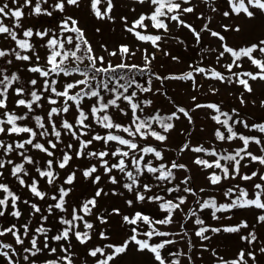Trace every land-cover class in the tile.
<instances>
[{
	"label": "snow or ice",
	"instance_id": "1",
	"mask_svg": "<svg viewBox=\"0 0 264 264\" xmlns=\"http://www.w3.org/2000/svg\"><path fill=\"white\" fill-rule=\"evenodd\" d=\"M101 2L102 0H90L91 14L97 20L114 22L113 11L117 4L114 0H105L106 7L101 11ZM131 2L147 6L150 10L141 12L130 26L127 16H121L124 31L137 41L150 44L155 51L150 53L148 48L133 49L127 43L109 50L101 44L100 48L108 57L119 58V62L113 65L111 60L106 61L104 55L96 54L81 22L73 15L66 14L69 7L80 9L82 0H0V37L6 43L11 42L7 47H0V61L3 62L0 63V137H4L0 138V178L7 180L5 171H8L20 188L30 193L31 198L44 202V207H41L31 198H22L23 193L17 194L8 183L0 182V193H3L0 197V218L6 220L7 216H11L16 221L7 226L0 223V237L10 234L14 241L6 243L0 239V257L4 258L6 264H21V261L23 264H41L42 258V264H74L75 253L72 249L75 241L84 247V264H88V257L93 258L95 264H115L118 258L131 251L130 246L137 253L150 255L152 264H182L181 257L186 258L187 264H194L192 250L196 245L191 231L185 228V224L192 221L197 226L194 235L201 242V251H209L208 245L204 243L212 240L209 233L240 234L242 229L246 231L247 234H241L240 239L248 245V249L241 248L235 258L225 259L215 248L211 249L217 264H249V261L251 264H258V255H264V240L258 237L256 227L264 226V173L257 169L247 174L242 172V168H247L250 164L264 166V117L261 122L250 123V118L242 117L236 108L229 112L223 110L219 103H196V96L191 98L194 104L191 109L176 105L169 115H161L159 110L145 115V109L151 107L153 101L141 99L138 93L155 94L154 79L160 81L161 85L164 81L173 80L191 81L194 89L202 87L198 85L196 74H203L205 79L242 86L243 91L238 101L240 105H245L244 93H254L251 82H264V58H258L264 57V39L248 46H230L225 35L209 26L212 17L207 13L197 15V19L208 21L197 30V27L188 22V14L197 12L193 0ZM203 2L209 3V0ZM227 3L230 10L222 12L224 17L233 14L239 17L243 14L251 20L257 17V11L264 14V0H227ZM214 4L215 0H212L209 7L215 13L219 10ZM25 9H28L27 13ZM130 11L135 13L136 8L132 7ZM54 13L57 14L55 17ZM26 15L53 18L58 23L55 27L43 29L25 28L23 20ZM5 20L11 21V24L5 23ZM150 28L158 34L149 32ZM173 28L177 31L187 29L197 44L201 43L202 33L205 32L218 39L222 50L204 48L202 51L215 54L217 64L227 54L230 62L221 65L227 75L215 67L191 64L190 70L181 74L161 76L154 72L152 62L156 59L155 52L163 51L165 56L170 55L161 47L162 42L173 39L178 44H184V40L171 35ZM223 30L237 33L241 31L239 26L228 25H224ZM95 31L99 33L100 28L97 27ZM36 41L42 43L38 45ZM40 49H46L43 64ZM137 52H141L142 64L130 62ZM171 59L179 61L177 56H171ZM14 61L21 62L27 73L35 74L38 78H22L21 66L14 64ZM244 61L250 62L258 71L241 70ZM12 68L16 70L12 71ZM137 76L147 77L145 83H140ZM130 89L134 90L130 92ZM218 91L214 86H209L212 94ZM155 92H160V89L157 88ZM10 94L17 97L16 108L26 111L17 114L10 108ZM45 102L49 105L46 116L36 114L37 109L44 108ZM121 103H126L131 116ZM252 103L255 104V101ZM260 107L264 108V100L260 101ZM73 109L76 115L74 121H70L66 114ZM198 109L211 110L209 118L219 126L214 130L215 141L221 144L239 141L240 146L231 151L227 148L217 150L214 143L210 147L203 144L191 146L188 141L179 151H191L212 158L205 159L197 155L193 160L202 170H212L207 175L212 186L237 178L243 182H253L249 185L252 189L251 196L248 187L235 183L223 193L229 202L218 203L214 196L204 198L199 195L206 191L205 188H200L199 193L193 189L191 175H185L178 183H173L177 180L174 170L189 173L187 165L178 163L175 159L170 163L165 162L164 153L167 149L146 143L151 137L164 145L169 140L168 134L175 128L174 121L183 117L191 124V113ZM120 116L128 118L129 122L124 123ZM29 120L35 122L34 127L29 126ZM97 128L102 131H97ZM242 129L248 130L250 134H245ZM7 137H13L11 142ZM66 137H70L67 143ZM94 142L100 143L101 149L93 150ZM253 144L257 146L259 155L249 150V146ZM30 152L42 153L47 159L41 165V160L29 154ZM57 152H60L59 156ZM146 157L151 158L145 159ZM74 158L89 161V165L82 169H72L71 162ZM16 159L20 162L17 163ZM93 160L96 163H91ZM26 165L34 169L39 179L31 175ZM57 169H69L61 183H57L61 179ZM100 169H103V175L108 177L109 183L133 194L132 198L125 199L130 209L136 204L155 205L157 214L162 215V218H155L143 210H135L131 215L122 214L117 207H113L111 211L105 209L106 214H97L100 211L99 198L109 195L108 191L99 186L102 180V176L98 174ZM78 171L97 187L94 195L83 200L77 207L70 203V196ZM40 180H45L52 188L51 194L43 190ZM256 180L259 182H254ZM153 189H158L159 192H154ZM160 192L165 195L159 194ZM111 195L123 196L124 193L112 189ZM189 195L193 197L192 206L185 210L183 206L188 204ZM21 204L31 209L29 218L23 223H19L23 216ZM69 208L70 217L67 215ZM206 209L211 210V219L216 221L222 219L217 213H231L238 209H258L260 214L256 216V223L251 226V230L247 221L214 227L201 218L200 213ZM178 213L183 215L180 230H162V227L178 222ZM37 215L39 221L33 225V218ZM114 215L121 218L122 227L129 226L130 234L122 243L106 242L112 238L107 226L109 218ZM53 216L56 231L50 235L53 227L48 226L49 217ZM93 217L99 225L91 222ZM223 218L231 220L232 216ZM99 226L104 227L97 231ZM142 226H147L146 230ZM97 237L106 243L102 246L96 244ZM182 240L186 241L187 251L182 248L175 251L170 249L169 246L175 247Z\"/></svg>",
	"mask_w": 264,
	"mask_h": 264
},
{
	"label": "rangeland",
	"instance_id": "2",
	"mask_svg": "<svg viewBox=\"0 0 264 264\" xmlns=\"http://www.w3.org/2000/svg\"><path fill=\"white\" fill-rule=\"evenodd\" d=\"M10 2V0H9ZM51 2V0H50ZM114 3L117 4V8L114 9L113 15L115 16L114 22H110L107 20L101 21L97 20L90 12V0H82V6L80 9H75L69 7L66 14L73 15L81 22V26L85 29L86 35L92 43L95 52L97 55H104L106 61L111 60L113 65L119 62L118 57H108L107 53L103 52L100 48L101 44H104L108 47L109 50H115L119 44L127 43L133 49L140 48L143 50L144 48H148V51L151 53L155 51L150 44L139 42L137 41L131 34L124 31L122 21L120 20L121 16H127L129 26L131 25L132 20L138 18V15L141 12H148L150 9L147 6H141L138 4H133L131 0H114ZM212 3V0H209V3H204L203 0H193V4L197 6L196 14H188V22L192 23L194 27H197L199 30L200 27L203 26L204 23L208 22L204 19H197V15L200 13H207L208 16L212 17V20L209 26L212 30L220 31L226 37V41L229 43L230 46H248L253 43H257L259 40L264 39V14H260L257 11V17L255 19H248L243 14L239 17L235 16L234 14L230 17H224L222 15L223 11L230 10L227 0H215V4L213 6L218 8V12H212L209 4ZM101 11L104 10L106 7L105 0H102L101 4L99 5ZM135 7L136 12L133 13L130 11V8ZM25 12H28V9H25ZM57 14L54 13V17ZM5 23L11 24V21L5 20ZM58 23L57 20L48 17H35V16H27L23 20V25L25 28L27 27H34V28H46V27H55ZM239 26L241 31H228L224 32L223 26ZM99 27L100 32L97 33L95 29ZM172 36L179 37V39L184 40V44H178L176 40L168 39L166 42L161 43V47L164 51H167L170 55L165 56L163 51H156V59L152 62V69L157 74L164 76L169 74H181L184 73L189 69V65H199L203 67H215L216 70L224 72L227 75L226 70L221 67L224 63L230 62L227 54L224 59L220 61L219 64L215 62V54L211 52H204L202 49L204 48H216L218 50H222L220 48V41L214 37H211L209 33L205 32L202 33V40L200 44H197L195 39L192 37L191 33L188 32L187 29H180L176 30L173 28L171 32ZM9 42H5L3 37H0V47H7ZM39 45L40 41H36ZM14 46V45H13ZM42 60L41 63H44L43 56L46 52V49H40ZM258 55V54H257ZM171 56L179 57V61H173ZM258 58H264L259 57ZM131 63L142 64V56L141 52H137L136 56L131 58ZM0 63H3L0 61ZM14 64H20L22 69V76L25 78L32 77L38 78L35 74L27 73L24 65L21 62L14 61ZM16 70L12 68V71ZM235 70V69H234ZM244 71H258L250 62L244 61ZM196 80L198 85H202V87L193 88L191 81H173L167 80L164 81L163 85H161L160 81L153 80V91L155 94L150 93L153 100V107L155 109H161L162 111L172 113L175 110V106H183L186 109H191L194 107L192 97L196 96L197 101L196 103H219L222 105L223 110L231 111L232 108H236L242 117L250 118L249 122H261V118L264 117V108L260 107V101L264 100V82L256 81L251 82L253 83L254 93L248 94L244 93V97L246 100L245 105H240L238 101V97L240 93L243 91L242 86L236 84H227V83H220L215 80L205 79L203 74H196ZM214 86L215 88L219 89L218 92L212 94L209 92V86ZM159 88L160 92H155V90ZM14 94H10V104L9 106L12 107L15 103ZM255 101V104L252 101ZM121 106L128 110L126 103H121ZM49 105L44 103L43 109H37L36 114L45 115L48 111ZM13 109L17 112V114H22L26 109L23 108H16ZM129 111V116H131V112ZM211 110L206 109H198L195 112L191 113L193 116V122L190 124L186 118H181L178 121H174L175 128L169 133V140L165 142L162 148H166L165 157L166 161L170 163L171 160L175 159L178 163H184L187 165L188 169L190 170L189 173H185L184 170H174L176 171L177 181H180L184 178L185 175L192 176L191 186L194 190L199 193L200 188H205L206 191L203 193H199L200 196L207 198L209 196H214L217 199L218 203H225L229 202L226 197H224L223 193L227 187H231L233 184V180L223 181L221 185L212 186L210 185L209 181L207 180V175L212 170H202L200 167L193 163V160L197 155L203 156V154H196L191 151H185L181 153L179 150L183 146L185 142L190 141L191 146H196L198 144H203L205 147H210L213 143L216 144L217 150L221 148H227L228 150H232L234 146H240L239 141H234L231 144L223 143L215 141L214 139V130L215 128L219 127L209 118V113ZM75 111L74 109L69 113L66 114V118L70 121H74L75 118ZM119 115V114H118ZM120 120L124 123H128V118L120 116ZM29 126L35 125V122L29 120L27 122ZM240 126L238 125V128ZM203 129V130H201ZM97 131H102L101 129L97 128ZM247 134L248 130L242 129ZM4 138V137H0ZM15 139H20V137H14ZM26 138V136H25ZM9 142L13 139V137H7ZM70 140V137L65 138V142L67 143ZM41 142H44L43 140ZM94 149L99 150L101 149L100 143L94 142ZM92 147V146H90ZM249 150L253 151L255 154L259 155V150L256 145H250ZM29 154L34 155V157H42L45 156L42 153L37 152H30ZM60 155V152H57V156ZM205 159H212L211 157L203 156ZM16 162H20L19 159H16ZM91 163H96L95 160L91 161ZM89 165V161L86 160H74L71 162V168H84ZM260 169L261 173L264 171V166H260L258 164H250L247 168H242L243 173L251 174L252 171ZM69 169H64V174L68 173ZM218 171V170H217ZM102 176L100 187H103L105 191L109 192L108 196H102L99 198V213L97 214H106L105 209L111 211L113 207H117L120 209L122 214L131 215L135 210H151L153 212H158V209L155 205L151 204H136L133 208H129L125 203V199L132 198L131 193H128L123 188L112 185L108 182V177L103 175V169L99 170V173ZM118 178H121L118 173H116ZM5 176L7 180L15 181V178L11 177L8 171H5ZM4 178H0V182L7 181ZM237 183L242 185V181L237 178L234 180ZM256 182H259L256 180ZM253 183V182H252ZM73 192L70 196V203L74 206H79V204L88 198H91L95 191L96 185H93L91 180H86L81 172H77V180L74 183ZM248 187L250 196L252 193V189ZM116 189L118 192H123V196H113L111 195V190ZM154 192H156L153 189ZM28 196L31 198L30 193ZM33 199V198H31ZM35 200V199H33ZM193 197L188 196V204L184 205L185 210L189 206H192ZM23 209V216L27 212V207L21 204ZM96 210H94L95 212ZM260 214V210L258 209H244L238 213H225L218 215L222 216L220 221H216L211 219V210L206 209L202 213H200L201 218L205 219L206 223L214 226H225V225H236L239 224L241 221H247L249 224V230H251V226L256 223V216ZM68 215H71V208H69ZM231 215L232 219H224L223 216ZM92 219H95L94 217ZM119 216H112L109 218V225L107 226L109 229V234L111 235V240L106 241L108 243H122L123 240L126 238L127 235L130 234L129 226L124 225L121 226ZM177 223L174 225H170L167 227H162V230H170V231H179V224L183 222V215L177 214ZM195 219V218H193ZM52 222V217H51ZM96 225H99V222L96 220ZM104 226H99L97 231L102 230ZM197 226H195L192 221H188L185 224V228L189 229L192 234L193 243L196 245V248L192 250L194 264H217L215 257L212 256L211 249L215 248L216 251L225 257V259H233L235 258L238 251L243 248L247 247L248 245L241 241L240 235L247 234L245 230H241L240 234H229V233H220L218 235H212L211 241L204 242L209 247V251H201L200 250V240L199 238L195 237L194 230ZM257 227V235L260 239L264 240V226L256 225ZM3 239L4 242L8 243L9 240L7 237H0ZM176 239H179L178 237ZM96 244L102 246L105 241H100L98 237L96 238ZM131 247V251L126 254L122 258H118L115 264H152L151 257L148 254H140L135 251V248ZM172 251H175L177 248H182L187 251L186 241H180L178 245L175 246L173 250V246H169ZM72 251L75 253L73 259L74 264H80L85 260L84 254V247L78 245L74 241V247ZM46 255V254H45ZM87 260L89 262H94V259L88 257ZM182 264H187L186 258L181 257ZM0 264H6V261L3 257H0ZM22 264V263H21ZM251 264V261H249ZM258 264H264V255H258Z\"/></svg>",
	"mask_w": 264,
	"mask_h": 264
},
{
	"label": "trees",
	"instance_id": "3",
	"mask_svg": "<svg viewBox=\"0 0 264 264\" xmlns=\"http://www.w3.org/2000/svg\"><path fill=\"white\" fill-rule=\"evenodd\" d=\"M149 32H151L152 34H158V33L155 32L154 29H151V28L149 29ZM243 63H244V62H243ZM13 71H15V70H13ZM22 78H25V77L22 76ZM137 79H138V81H139L140 83H145L147 77L137 76ZM145 86H147V85L145 84ZM132 90H134V89H130V92H131ZM138 95L140 96L141 99L147 98V99H151V100H152V96H151L150 93H143V94L138 93ZM106 98H107V97H106ZM152 101H153V100H152ZM13 107H15V103H14L13 106L10 107V108L13 109ZM156 110H159V112H160L161 115H169V114H171V113H168V112L162 111L161 109H155V108L153 107V105H152L151 107H149V108H146L144 114H145V115L154 114V112H155ZM154 127L156 128V130L160 131V129L158 128V126L154 125ZM237 127H238V126H237ZM221 130L223 131V129H221ZM245 134H247V133H245ZM140 142H141L142 144L145 143L144 141H140ZM146 143H148V144H150V145H153V146H157L158 148H161V147L163 146V145H161L159 142L155 141V140H154L153 138H151V137H149V139H148V141H147ZM234 147H238V146H234ZM234 147H233V148H234ZM229 151H231V150H229ZM36 158H39V159L41 160V165H43L44 160L47 159V157L42 158V157H40V156H38V157H36ZM149 158H151V157H146L145 159H149ZM165 162H167V161H165ZM17 163H19V162H17ZM154 163H159V161H154ZM26 167L29 168L31 175H33V176H37V179H39L38 175L35 173L34 169L31 168V166L26 165ZM57 171H59V173H60V178H61L59 181H57V183H61L62 180L66 177V174H67V173L64 174L63 170H60V169H57ZM262 173H264V171H263ZM247 174H248V173H247ZM26 179H27V178H26ZM3 182L8 183V184H9V187L12 188L13 191H16L17 194L23 193V197H22V198H30V197L28 196V192H27V190H26V189H23V188H20V186L18 185V183H17L16 180H15V181L7 180V181H3ZM178 182H179V181L176 180V181H174L173 183H178ZM254 182H256V181H254ZM40 183H41V185L43 186V190L49 191L50 194L52 193V188H50V187L46 184V181H45V180H40ZM233 183H237V182L233 181ZM251 183H252V182H243V181H242V185H244V186H242V187L249 186ZM169 186H171V185H169ZM66 187H67V186H66ZM181 187H183V185H181ZM154 190H155L156 192H159L158 189H154ZM159 194H161V195H165V193H163V192H160ZM173 195H175V194H173ZM2 196H3V193H0V197H2ZM168 198L170 199L171 197H168ZM33 199H35V198H33ZM216 200H217V199H216ZM34 202H37V203H39V204L41 205V207H44V202H42V201H36V200H34ZM49 203H53V202H52V201H49ZM20 207H21V205H20ZM25 207H27V206H25ZM21 210L23 211L22 207H21ZM243 210H244V209H243ZM243 210H239V209H238V210H233V212H234V213H238V212L243 211ZM30 211H31V209H29V208L27 207V212H26V214H25V217H24V218L21 217V220H20L19 223H23V222H25V221L29 218V212H30ZM23 212H24V211H23ZM145 213H146V214H149V215H154L155 218H162V215H158V214H157L158 212L155 213V212H153V211H151V210H148V211L145 210ZM67 215H68V213H67ZM217 215H218V213H217ZM68 216L70 217V215H68ZM86 218H87V217H86ZM38 221H39V216L37 215L36 217L33 218V225L37 224ZM13 222H16V221H15V218H13V217H11V216H7V217H6V220H5V218H0V223H3L5 226H7L9 223H13ZM91 222L94 223V224L96 225V220H95V219H92V218H91ZM19 223H18V226H19ZM55 224H56L55 217H54V216L52 217V222H51V217H49V224H48V226H49V227H53V232L50 233V235H51V234H54L55 231H56V227L54 226ZM142 227L146 230V227H147V226H142ZM6 237H7L8 240H9L8 243H14L13 238L11 237L10 234H9L8 236H6ZM53 246H55V245H53ZM16 247H19V246H16ZM172 249L174 250L175 247H172ZM243 249L247 250V247H243ZM42 260H43V258H42ZM42 260H41V264H42ZM84 262H85V260H84L83 262H81L80 264H84ZM21 263L23 264V261H21ZM88 264H95V261H94V262H89V260H88Z\"/></svg>",
	"mask_w": 264,
	"mask_h": 264
}]
</instances>
